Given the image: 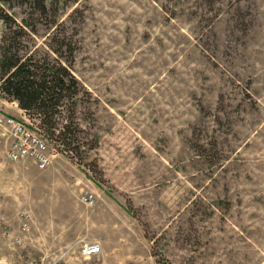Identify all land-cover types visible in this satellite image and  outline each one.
<instances>
[{
  "label": "rangeland",
  "instance_id": "rangeland-1",
  "mask_svg": "<svg viewBox=\"0 0 264 264\" xmlns=\"http://www.w3.org/2000/svg\"><path fill=\"white\" fill-rule=\"evenodd\" d=\"M36 1L0 0V57L15 25L22 53L64 41L81 132L10 162L57 226L0 264H264V0Z\"/></svg>",
  "mask_w": 264,
  "mask_h": 264
},
{
  "label": "trees",
  "instance_id": "trees-1",
  "mask_svg": "<svg viewBox=\"0 0 264 264\" xmlns=\"http://www.w3.org/2000/svg\"><path fill=\"white\" fill-rule=\"evenodd\" d=\"M37 4H41L45 13L43 1ZM3 18L8 17L3 15ZM23 22L26 27L30 26L28 19ZM15 27L4 37L1 48L0 97L17 102L48 140L69 145L81 132L77 119L80 89L71 71L72 63L62 62L64 41H58V46L53 47L57 55L54 60L37 57L35 52L22 53L20 39L27 32L24 26ZM70 50L73 54L74 48Z\"/></svg>",
  "mask_w": 264,
  "mask_h": 264
},
{
  "label": "crops",
  "instance_id": "crops-1",
  "mask_svg": "<svg viewBox=\"0 0 264 264\" xmlns=\"http://www.w3.org/2000/svg\"><path fill=\"white\" fill-rule=\"evenodd\" d=\"M9 110L12 111L11 116L26 118L17 102L0 97V111L7 114ZM9 167L15 166L10 163L7 154L0 155V240L10 243L20 237L24 244L41 238L42 227L52 228L57 225L50 220L45 223L41 221L43 217L39 204L42 202V188L26 185L25 177L10 171ZM25 211L30 213L29 218H26ZM44 213L46 219L52 218L51 213ZM25 223L28 224L27 229H24Z\"/></svg>",
  "mask_w": 264,
  "mask_h": 264
},
{
  "label": "built area",
  "instance_id": "built-area-1",
  "mask_svg": "<svg viewBox=\"0 0 264 264\" xmlns=\"http://www.w3.org/2000/svg\"><path fill=\"white\" fill-rule=\"evenodd\" d=\"M0 139L6 143V154L10 162L17 163L31 160L40 169H46L53 162L54 154L50 151L48 139L37 123H33L28 118L19 119L0 113ZM81 201L85 204H91L93 196L84 195ZM25 216L29 218L30 213L25 211ZM27 228L28 224L25 223L24 229ZM10 243L13 246L20 245L23 240L18 237ZM101 253L102 250L99 243L87 242L82 247V254L85 258L97 257Z\"/></svg>",
  "mask_w": 264,
  "mask_h": 264
}]
</instances>
